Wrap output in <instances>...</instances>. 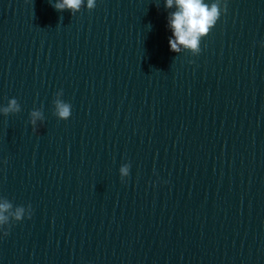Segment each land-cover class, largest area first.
Instances as JSON below:
<instances>
[{
  "label": "water",
  "instance_id": "95a60500",
  "mask_svg": "<svg viewBox=\"0 0 264 264\" xmlns=\"http://www.w3.org/2000/svg\"><path fill=\"white\" fill-rule=\"evenodd\" d=\"M227 3L196 56L164 0L61 11L5 264H264V0Z\"/></svg>",
  "mask_w": 264,
  "mask_h": 264
},
{
  "label": "clouds",
  "instance_id": "9594fccd",
  "mask_svg": "<svg viewBox=\"0 0 264 264\" xmlns=\"http://www.w3.org/2000/svg\"><path fill=\"white\" fill-rule=\"evenodd\" d=\"M50 3L57 11L70 10L72 15L84 7L88 10L96 7V0H54ZM164 5L166 9L174 8L168 13L167 18V26L172 32L168 39L170 50L175 53L188 51L193 56L200 54L202 39L209 35L210 30L228 11L227 0H164ZM62 95L63 89L57 91L56 99L53 101V114L59 119L67 120L71 116L72 106L61 99ZM20 110L21 106L16 98H11L6 106H0V113L4 115L17 113ZM43 120L44 114L41 109H33L30 112V123L34 131L37 121L43 122ZM130 167V163L120 166L121 180L129 176ZM31 215L30 204L27 207L14 206L6 197H0V231L5 236L9 233L12 221H20L25 216L31 218Z\"/></svg>",
  "mask_w": 264,
  "mask_h": 264
}]
</instances>
